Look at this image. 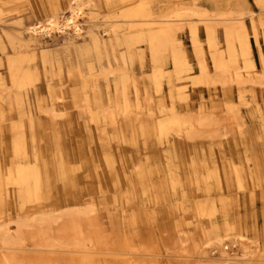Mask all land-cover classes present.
Masks as SVG:
<instances>
[{"label":"rangeland","instance_id":"obj_1","mask_svg":"<svg viewBox=\"0 0 264 264\" xmlns=\"http://www.w3.org/2000/svg\"><path fill=\"white\" fill-rule=\"evenodd\" d=\"M69 1L0 0V264H264V0H83L79 34L31 32ZM16 136L78 175L20 197Z\"/></svg>","mask_w":264,"mask_h":264},{"label":"bare ground","instance_id":"obj_2","mask_svg":"<svg viewBox=\"0 0 264 264\" xmlns=\"http://www.w3.org/2000/svg\"><path fill=\"white\" fill-rule=\"evenodd\" d=\"M85 7H86V2H84L83 0H71L67 8L69 13L67 16L62 18L59 22H56L52 19H47V23L32 27L31 32L33 34L41 33V34L49 35L53 30H62L64 27H71L79 34L81 28L78 24V18L83 14ZM136 15H138V12L134 16ZM178 15L179 13L172 14L173 17ZM154 23L165 24V25H159V27L153 30L154 32H152L153 34L151 41H155L157 39L163 38L161 33L164 31L166 27L169 26L168 22L164 23L161 20H148L146 24L149 25ZM13 67L15 68L13 75L16 86L18 88L24 89L25 84L31 81L30 69L28 67L23 68L22 66L19 67L17 65H13ZM176 121L177 118L172 117L169 119L168 122H163V123H168L169 125H171V123ZM199 123H200L199 119L197 120L191 117H186L184 118L183 121V124L187 129H190L191 127L196 126ZM160 125H162V122L160 123ZM20 137L22 138V136ZM20 137L16 136L15 138L16 139L15 151L17 154L15 155L13 154L16 160V162H13V168H14L13 173L15 174L14 178L17 179L18 183L20 184V189L22 193L20 194V197L29 200L38 199L44 192L51 193L53 192L52 190H56L57 187L56 183L58 180H61L62 182L70 181L73 176L75 177L76 175H78L74 165H71L69 167L70 173L65 174V171L67 172V170L64 169V166H62L60 162L57 163L55 159L53 158L51 159L50 155L44 154L43 157L42 154L40 158L33 157L34 150L25 149L24 146L19 144L20 142L18 140L20 139ZM22 140H23L22 143H25V139L22 138ZM19 153L21 154L23 153V155L18 156ZM107 161L109 163L108 165L109 167L110 165L113 166V160L111 158L109 159L108 157ZM113 168L115 169L114 166ZM112 173L113 171H111V174ZM116 175H118L117 172ZM118 177L120 178V176ZM9 178L10 176L4 175L2 174V172H0V180H3L5 182V180H8ZM243 238L244 235H239V238H237L233 243H235L236 241H241Z\"/></svg>","mask_w":264,"mask_h":264},{"label":"crops","instance_id":"obj_3","mask_svg":"<svg viewBox=\"0 0 264 264\" xmlns=\"http://www.w3.org/2000/svg\"><path fill=\"white\" fill-rule=\"evenodd\" d=\"M71 1V0H70ZM69 1V2H70ZM69 2H68V4H69ZM67 4V5H68ZM198 6V5H197ZM191 7H192V5H191ZM199 8H201V9H206V10H211V9H208L209 7L207 6V5H203L202 7L201 6H198ZM249 10H251V9H249ZM211 11H213V10H211Z\"/></svg>","mask_w":264,"mask_h":264}]
</instances>
